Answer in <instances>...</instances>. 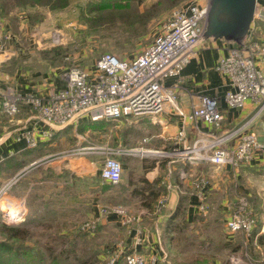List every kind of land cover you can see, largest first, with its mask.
Instances as JSON below:
<instances>
[{"label":"rangeland","instance_id":"1","mask_svg":"<svg viewBox=\"0 0 264 264\" xmlns=\"http://www.w3.org/2000/svg\"><path fill=\"white\" fill-rule=\"evenodd\" d=\"M16 1L0 0L1 17L13 35L0 45V55L10 65L27 64L42 73L58 69L61 75L72 66L90 67L105 52L123 59L138 55L174 11L194 0H67L61 9L37 6L28 13ZM31 12L36 17L41 13V19H31ZM154 119L106 121V130L97 132L69 126L48 142L51 146L30 154V161L0 163V186L8 185L0 196V241L20 245L29 264H109L113 258L115 264H126L132 248L147 258L157 255V264H264V169L256 175L262 182L250 193L210 189L203 212L183 204L171 236L163 235L162 249L159 244H136L130 234L136 225L122 224L114 209L128 207L132 215L141 216L143 226L154 221L161 192L145 176H153L159 164L170 160L168 153L143 152L170 151V145L162 147L154 138L159 133ZM148 137L151 142L146 143ZM133 144L134 155L128 156L126 148ZM107 156L123 164L130 189L123 179L117 185L102 180ZM209 169L213 188L219 180L214 173L222 168L210 163ZM240 197L247 198L257 218L249 233H233L228 226ZM0 264H17L15 254L1 250Z\"/></svg>","mask_w":264,"mask_h":264},{"label":"built area","instance_id":"2","mask_svg":"<svg viewBox=\"0 0 264 264\" xmlns=\"http://www.w3.org/2000/svg\"><path fill=\"white\" fill-rule=\"evenodd\" d=\"M210 5L211 0H194L185 8L174 11L163 23L160 34L132 58L123 59L105 52L90 67L67 68L61 73L62 87L47 95L12 89L5 91L0 94L3 113L15 116L23 106L30 108L32 119L23 127L25 130L21 137L31 148L52 140L56 129L69 126L77 129L86 120L119 121L129 117L157 116L168 106L183 117L202 120L211 128L220 130L224 105L236 110L249 101L260 103L264 99V73L256 63V42L248 39V36L234 42V46L216 65V69L228 79L227 90L223 95H199L198 104L188 115L178 105L176 88L165 83L168 78L180 79L184 67L197 54L200 43L205 39ZM260 17L264 19L262 15ZM12 37L4 18L0 16V45L4 47ZM237 137L234 145L227 146ZM183 138L184 131L181 130L176 140L183 141ZM193 148L202 149L204 153L199 157L214 165L228 164L234 168L249 165L258 154L264 156V141L255 131L240 135L232 131L217 136L207 145L198 146L196 143ZM208 151L211 153L208 154ZM122 174L123 164L107 156L100 173L102 180L117 185L122 181ZM7 188L8 185L0 186V196L6 193ZM200 208L205 211L207 205L203 203ZM236 210L228 221L230 231L251 232L257 218L251 213L246 197L238 199ZM114 211L125 213L122 208ZM134 220L126 218L124 224ZM142 229H136V244L144 241ZM125 260L126 264H157V255L151 254L147 258L130 250ZM109 264H115V259Z\"/></svg>","mask_w":264,"mask_h":264},{"label":"crops","instance_id":"3","mask_svg":"<svg viewBox=\"0 0 264 264\" xmlns=\"http://www.w3.org/2000/svg\"><path fill=\"white\" fill-rule=\"evenodd\" d=\"M256 10V16L247 36L248 39L256 42L258 45L255 59L258 68L264 73V19L260 17L261 15L264 17V0H257ZM234 42L235 41H228L226 39H203L198 47L197 54L184 67L180 74V79L174 77L166 79L165 83L168 86H174L176 88L178 105L185 115L190 114L193 106L198 104L199 95H223L225 93L228 88V79L216 69V65L229 51V48L234 46ZM8 59L9 58L4 57L3 54L0 55V94L5 93L3 88L10 86V89L16 92H35L39 95H47L52 90L58 89L63 85L58 69L56 71L42 73L29 67L27 64L20 63L18 66L17 63L14 65L11 63L10 65ZM3 62L6 64L4 65L6 68L2 67ZM263 102L264 99L260 103L249 101L243 108L236 110L228 109L226 105H224V119L220 130L211 128L202 120L194 121L188 117H183L176 113L171 106H168L160 115L144 117L149 121H151V117L155 118V124L153 125H156L155 127L159 130V133L154 135V138H159L157 141L163 145L162 147H166L167 144L170 145V151L148 148L144 151L168 153L169 155L167 154L166 157H170V160L166 161L167 165L159 164L153 176L148 174L145 176L147 181L158 186L161 192L155 205L154 214L156 216L153 218V223L151 222L148 226H143L141 224V216L132 215L128 207L122 206L121 208L125 211V213L121 214L122 224H124L126 218H135L136 220L129 224L130 226L136 225L138 228H143V243L147 242L149 245L151 243L155 245L156 248L159 244V248L162 249L163 246L160 242L163 240V235L171 236L174 229L165 233L163 225L165 220L177 209L176 207L178 206L181 196H187L183 204H188L190 209H195L198 206L197 209L201 212V204L205 203L208 206L207 195L212 191L210 189L221 191L224 194H226L228 190L250 193L251 188L255 189L256 185H259L263 180L260 178L259 182V178L256 175L260 174L259 172L261 169H264V156L258 154L249 165H244L239 168H234L228 164L220 165L219 167L222 168V170H217L216 173H214L219 176V180L213 183V188H210V162L199 157L204 153L202 149H194L193 147L196 143H198V146L207 145L217 136L232 131H237L239 135L247 131H255L259 139L264 141ZM31 119L32 112L29 107L23 106L17 115L8 116L3 113L0 103V163L8 160H15L18 162L19 158L30 161V159H28L30 154L37 152L38 149H43L46 145H52V143H48L51 140L43 141L33 149L28 145L26 139L21 137L23 130H25L23 127L27 126ZM105 121L122 123L124 119L119 121ZM31 123L34 122L31 121ZM150 123L152 124V122ZM105 128L102 129L106 130ZM64 129H56L52 140H55L56 134L62 133ZM98 130L101 129H93L92 131L97 132ZM181 130L184 131V138L183 141H178L176 137ZM237 139L238 137L227 143V146L234 145ZM149 141V137L145 139L146 143H149ZM134 147H136V145H129L125 153L128 156L134 155ZM191 149L193 151H191ZM46 153L47 150L43 151L39 159L42 160ZM32 156L33 155H31V157ZM91 172L92 171H88V174L93 175ZM262 173L263 175L260 177L264 176V171L261 172V174ZM1 174L0 178H3ZM126 180L128 182L127 178L123 182L128 186V189H130L128 183H125ZM194 184L197 188L193 187ZM12 197L13 196H11V198ZM14 197L17 198L16 195H14ZM261 199L263 204L264 197ZM135 227H133L134 230L130 232V234L133 235V239L137 229ZM130 250L136 251L135 248Z\"/></svg>","mask_w":264,"mask_h":264},{"label":"water","instance_id":"4","mask_svg":"<svg viewBox=\"0 0 264 264\" xmlns=\"http://www.w3.org/2000/svg\"><path fill=\"white\" fill-rule=\"evenodd\" d=\"M257 0H211L204 38L240 42L254 21Z\"/></svg>","mask_w":264,"mask_h":264},{"label":"trees","instance_id":"5","mask_svg":"<svg viewBox=\"0 0 264 264\" xmlns=\"http://www.w3.org/2000/svg\"><path fill=\"white\" fill-rule=\"evenodd\" d=\"M16 2L19 4V6L22 7V9L26 10L27 13L30 12L31 9L34 10L35 8H37V6L49 8L50 10L61 9L67 6V0H19ZM36 11L37 10H34V12ZM6 14L7 12H5V15ZM0 16H4V14L2 15L1 11H0ZM29 16L31 19H38V21L41 19V13L39 16L36 17L31 12ZM107 122L105 120H99V121L87 120L79 125L78 130L81 132H85L86 130H91V129L92 130L102 129L107 126L108 124ZM186 199L187 196H181L178 202L177 209L172 213L170 217H168V219L165 220V223L163 225V229L165 230V233L169 232L173 228L174 220L180 208L182 207L183 202L186 201ZM14 236L16 235L14 234ZM1 250L12 251L15 254L17 264H29L27 263L29 261L28 252L22 251L20 245L15 246L14 244L9 243L8 241H0V251Z\"/></svg>","mask_w":264,"mask_h":264}]
</instances>
